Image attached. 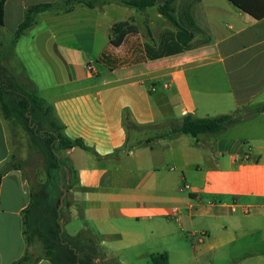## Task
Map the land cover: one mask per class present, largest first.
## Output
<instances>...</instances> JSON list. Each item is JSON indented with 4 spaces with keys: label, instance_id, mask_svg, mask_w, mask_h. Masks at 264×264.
I'll list each match as a JSON object with an SVG mask.
<instances>
[{
    "label": "crops",
    "instance_id": "obj_1",
    "mask_svg": "<svg viewBox=\"0 0 264 264\" xmlns=\"http://www.w3.org/2000/svg\"><path fill=\"white\" fill-rule=\"evenodd\" d=\"M63 1L6 0L0 62L28 8ZM122 1L80 0L68 10L38 13L6 53L15 56L25 37L33 47L42 42L67 82L50 104L41 97L61 135L82 144L61 150L57 174L69 184L58 208L73 195L62 215L94 224L119 264H152L159 254L167 264H264V15L256 20L232 0H176L175 15L191 23V34L175 52V29L156 6L137 10ZM258 3L264 14V0ZM119 23L133 32L114 47L111 28ZM146 49L161 57L149 59ZM185 115L240 119L219 135L193 137L191 146L190 135L170 132ZM11 157L0 115V168ZM5 186L10 202L0 208V264H12L28 252L23 210L35 192L18 166L2 177L0 198ZM53 189L52 202L59 193Z\"/></svg>",
    "mask_w": 264,
    "mask_h": 264
},
{
    "label": "trees",
    "instance_id": "obj_2",
    "mask_svg": "<svg viewBox=\"0 0 264 264\" xmlns=\"http://www.w3.org/2000/svg\"><path fill=\"white\" fill-rule=\"evenodd\" d=\"M6 0H0V26L3 22V5ZM176 0H165L158 4L156 0H124L125 6L144 10L147 7L156 6L158 13L175 29V43L172 51L179 52L188 46L190 41L189 24L184 22L181 15H175L173 3ZM234 5L259 20L263 17L258 0H232ZM80 0H64L62 4H38L28 8L25 17L14 31L10 45H14L23 32L34 22L36 14L49 10H68L73 3ZM89 5V4H87ZM132 27L126 23H119L111 28L110 44L117 47L121 44L125 35L132 33ZM167 51V52H172ZM146 49L149 59H156L161 55L150 53ZM0 62V115L4 122L12 128L22 127L30 134L32 143L45 159V173L48 180L52 177V170H59L62 166L56 152L68 150L75 146H82L81 142L70 141L60 133L61 127L51 115V107L37 94L36 87L30 83L19 82ZM237 119L232 115H224L215 118H193L190 115L182 116L176 123H171L172 134H184L196 137L198 135H219L234 125ZM10 161L0 168V183L6 172L14 167ZM59 191L56 189V193ZM33 202L23 210V236L25 244L29 247L35 237H38L44 247L43 257L50 264H119L112 256V261H105L104 252L107 250L98 242L92 230L85 226L75 237L64 235L62 211L66 208L67 200L63 201L61 208L50 200L46 191V185L32 194ZM80 218L81 215H80ZM38 259L31 261L26 251L22 257L12 264H34ZM98 261V262H96ZM152 264H167L165 254L151 256Z\"/></svg>",
    "mask_w": 264,
    "mask_h": 264
},
{
    "label": "rangeland",
    "instance_id": "obj_3",
    "mask_svg": "<svg viewBox=\"0 0 264 264\" xmlns=\"http://www.w3.org/2000/svg\"><path fill=\"white\" fill-rule=\"evenodd\" d=\"M109 10H111V13L114 14L117 18H122L123 15L122 10L115 8H111ZM41 43L42 42L38 41V43H35L33 47L30 45L29 37H25V39H21V41L19 42L18 44L19 46H17V49L15 50V56L13 57L11 56L9 58V55L6 54L9 52L8 50V47L10 45L9 42L6 48H4L2 51L3 63H1V65L8 70L7 75L8 74L13 75L19 82L28 84L26 77L34 81L38 90L37 94L40 97L44 98L47 102L48 101L53 102V100L57 98V95L66 91L67 82L65 81V79H62L58 73L59 71L58 68L56 67L57 64L56 58L51 54L50 51H48V49L39 46L41 45ZM2 47L3 46L0 45V48ZM31 47H33V49ZM94 66L96 65L94 64ZM97 69L101 74V71L103 70L100 69V67H97ZM82 86L83 84L76 86L74 85L69 90H75ZM51 105L54 107L53 103ZM234 117L237 119V121L240 119V116H234ZM5 127L8 136V143L10 145V153L12 155L11 162L15 163V165H17L24 171V174L26 175L32 187L33 192H36L42 184L46 185L47 192L54 191L53 188L56 187L59 190V193L56 196L54 203L59 205L60 196L62 194V191L59 189V187L62 186L64 190H67L65 189V176L63 174L62 176H60L57 174L56 170H52L51 172L52 177L50 180H48L45 173V159L42 156V154L38 151L37 147L32 143L30 134H28V132H26L20 126H18L17 128H12L10 124H8L7 122H5ZM185 138L186 140L189 141L191 146H193V144L195 143L194 138L190 136H186ZM198 149H200L201 154H203L202 150L204 149L199 147ZM207 151L209 152V150ZM56 154L60 158L61 151L58 150ZM173 158L174 159L172 160L174 161L172 162L175 163L177 160L175 155H173ZM10 159L11 158H9V160ZM194 161H196V158L193 154H191L189 156V162L193 163ZM173 163L170 164L172 165ZM61 164H64V161H62ZM180 169H181L180 166H177L173 172V175H179ZM186 183H188V181ZM186 194L187 191H184L181 194V196L182 195L186 196ZM72 196L73 195H69L68 197L67 200L68 202L66 203L67 204L66 209H68V207L72 203L71 202ZM18 198H19L18 194L14 192L13 199L16 200ZM78 198H81V196L78 195ZM7 202H10V192L5 186L4 191H2V195L0 198V208L7 207ZM32 202H33V198H31L30 200V203ZM63 221H65L64 235L66 236H68L67 234H74L77 236L81 231H83L85 226L84 224L86 222L84 219L80 218L78 214L76 217L69 216L68 212H65V218L63 216ZM87 226L92 230L93 234L95 235L97 234L94 224L87 223ZM28 254L30 256L31 261H34L39 257H43L44 247L41 240L38 237H35L33 243L29 246ZM103 254L105 257V261L107 262L112 261L113 259L112 255L108 251L104 252Z\"/></svg>",
    "mask_w": 264,
    "mask_h": 264
},
{
    "label": "water",
    "instance_id": "obj_4",
    "mask_svg": "<svg viewBox=\"0 0 264 264\" xmlns=\"http://www.w3.org/2000/svg\"><path fill=\"white\" fill-rule=\"evenodd\" d=\"M156 2L158 4H163L165 0H156ZM65 182L67 185L69 184V178L67 176L65 177ZM60 189L62 190V195H65V190L62 187H60Z\"/></svg>",
    "mask_w": 264,
    "mask_h": 264
},
{
    "label": "built area",
    "instance_id": "obj_5",
    "mask_svg": "<svg viewBox=\"0 0 264 264\" xmlns=\"http://www.w3.org/2000/svg\"><path fill=\"white\" fill-rule=\"evenodd\" d=\"M86 69H87V70H91L92 67H91L90 65H87V66H86ZM184 189H188V185H185V186H184ZM171 212H172V213H175L176 211H175V210H172Z\"/></svg>",
    "mask_w": 264,
    "mask_h": 264
}]
</instances>
